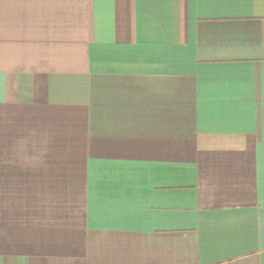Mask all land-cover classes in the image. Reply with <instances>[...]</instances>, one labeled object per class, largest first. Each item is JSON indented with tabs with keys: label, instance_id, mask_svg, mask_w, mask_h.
I'll return each mask as SVG.
<instances>
[{
	"label": "crops",
	"instance_id": "crops-1",
	"mask_svg": "<svg viewBox=\"0 0 264 264\" xmlns=\"http://www.w3.org/2000/svg\"><path fill=\"white\" fill-rule=\"evenodd\" d=\"M0 264H264V0H0Z\"/></svg>",
	"mask_w": 264,
	"mask_h": 264
}]
</instances>
